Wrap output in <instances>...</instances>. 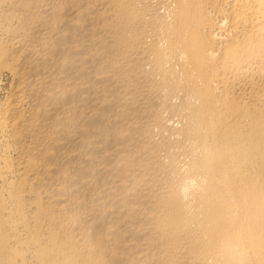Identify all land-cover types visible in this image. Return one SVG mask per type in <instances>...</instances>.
Masks as SVG:
<instances>
[{
  "label": "bare ground",
  "instance_id": "obj_1",
  "mask_svg": "<svg viewBox=\"0 0 264 264\" xmlns=\"http://www.w3.org/2000/svg\"><path fill=\"white\" fill-rule=\"evenodd\" d=\"M0 264H264V0H0Z\"/></svg>",
  "mask_w": 264,
  "mask_h": 264
},
{
  "label": "rangeland",
  "instance_id": "obj_2",
  "mask_svg": "<svg viewBox=\"0 0 264 264\" xmlns=\"http://www.w3.org/2000/svg\"><path fill=\"white\" fill-rule=\"evenodd\" d=\"M5 80H6V83H7V85H8V82H9V81L7 80V78H5Z\"/></svg>",
  "mask_w": 264,
  "mask_h": 264
}]
</instances>
